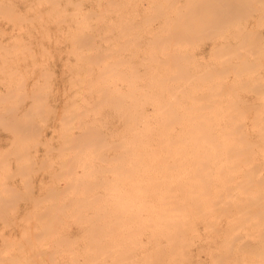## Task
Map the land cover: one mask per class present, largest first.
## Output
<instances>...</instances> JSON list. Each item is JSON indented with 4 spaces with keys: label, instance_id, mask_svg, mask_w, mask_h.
Returning <instances> with one entry per match:
<instances>
[{
    "label": "bare ground",
    "instance_id": "6f19581e",
    "mask_svg": "<svg viewBox=\"0 0 264 264\" xmlns=\"http://www.w3.org/2000/svg\"><path fill=\"white\" fill-rule=\"evenodd\" d=\"M0 1H1L0 3H2V0H0ZM29 1H31V0H29ZM46 1H47L48 5L50 2L53 6L50 5L52 8L48 7V9H46L47 14L45 13L46 14L45 18L48 17L50 19L51 17H59L60 16L61 19H57L59 21L62 20L60 22H63V20L66 21L67 19H70V18H71V20L68 22H74V24L72 26H71V24H70V26L68 25L70 27V29L68 30V33H70V35H67L64 32L67 36H70V38H71V42L73 44V47H72V44L70 46L73 48V52L72 51L71 52L74 53L75 59H76V64H77V66L75 65L76 66L75 67V72H76L75 76H72V77L74 79L75 78L77 79V84H76V82H75V84L78 85V87L81 86V87H83L82 89L90 90V92H88V93H90V95L92 97V98H90V96H87L89 98L86 97L87 100L90 99V103L92 104V107H91L92 116L88 115V114H90V109H89V111H87V109H86V108H88L87 106L85 107V109H82L81 108L82 106L80 107V105H79L81 102L74 101L75 98L73 101H71V106L73 105L72 106L73 108L74 107L76 108L77 103L79 105V106L77 105L79 107V108L77 107L78 109L74 108L75 111L73 108H71L70 105H68V107L70 106L69 107L71 109L70 111L74 112V113L71 112L72 113V119H74V121L76 123L74 125H71V126L69 125L70 123L68 124L69 126L66 125L68 123L67 118L71 119V115H68V117H66L67 122H66L65 126L63 127V128H65V131L63 132L62 131L63 128H62L61 132L60 133L58 132L59 137L61 136V134L63 132V136L60 138H62L64 142L62 141L61 144L57 145L58 147L60 146L62 149L59 150L60 147L55 148V146H54L55 149H58L60 151V152L58 151V153H61L60 156H62V154L66 151H68V152H70V150L73 151V153H71L70 155L67 154V152L64 153L66 155H69L68 156L69 158H67L63 164H60L58 162L60 164V166L63 165L64 168L61 166L63 168L61 171L57 169V171H60V172H58L57 175H61V172H62V174L64 172L65 175H67L66 181L68 183L65 182L67 184V185L65 184V188L68 187V189L65 190V188H63V189L57 188L58 190H61L62 192L64 190L65 191L62 193L61 191H58L57 189H55L56 192H54V186L56 185V183L53 181L55 183V185L53 186L52 184H50V185H52L51 187H53V190H49L50 192L51 191L52 192L50 193L47 190V194L44 193L45 197L47 199V198H50L52 196V193L56 194L58 192V194H60L59 197H56V196H58L57 194H56V196L54 195L55 198H53V196H52L53 201L55 202L56 198H57V200H58V198L62 199L61 202H58L59 201L58 200L57 201L58 203L57 202L50 203V204H53V209L51 208L52 211L53 210L56 211V209L58 208L62 213L64 212V214H61L64 218L62 217V219H59L60 221L58 220L57 224H55L52 221V223H54L55 226L57 225V227L52 226L50 224L51 221H49V224L47 222V220H49L52 217V215L55 214V217H56V215L59 214V213L56 214L55 212H54V214L51 213L52 211L50 210L49 203H48L47 205H45V207L47 206L46 208H48V209L47 210L44 209V211L41 210L42 214L43 213L45 214V215H43V219L45 218V216L47 217V219H46V221L44 219L45 223L43 222V224L41 226L43 230L39 228L40 229L39 231H41V234H43L45 232L48 235H50L49 234L50 231H53L55 229L54 230V233L56 232L55 236L52 232L53 236H51V237H55V239L52 241H54V244H56L57 248L60 247V248H58L59 249V251H58L59 255L58 256L60 257V255H61V257L59 259L60 260L62 259V261H60V262L57 260V263L58 264H238V258H237V254H238L237 241H238V237H239L238 236L239 234L237 231L238 213L236 214V211L238 212V210H237V205H238L237 202L238 201L236 202V200H238L237 198H239V195H238L239 193H237V189L239 190L240 184H238V187H237L236 182H238L237 179L239 176V174L237 173L239 160H241V165H239V166H241V169H242V186H241L242 192H241V190H240V192L243 194L248 192V189H249L248 186L249 185L252 186L254 184V183L250 184V183H252L251 180L254 177H256L254 175L260 173L259 172L260 169L258 171L259 173L258 172L254 173V171H256V166L254 164H251L252 163L251 159L253 157L252 156L253 155L252 150L255 152V154H256V151L253 149L254 141L252 142V139L248 140V139H250L249 135L251 134V132L253 130L250 131V133L247 135V133H248L247 129H249L250 126H252V125H250L249 127H248V125L246 126V123H244L245 121L244 122L241 121L243 118L240 120L238 118L239 115H237L238 117L235 116L236 115V109L239 108V105L237 102H240L239 99H240V96L242 94L239 93L240 94L238 96L239 98L236 95L238 93L231 94V96L236 95V97L238 98L239 101H235V100L233 101L232 100L229 102H225V100L231 99V96H230V98L227 97V99H225L223 97H226V94L224 92H226L227 87L229 89H232L231 91H228V92L233 93L234 90H238L240 88L243 89L246 86H248V88L251 89V87H253L254 82H253V80H251L252 83L249 81L251 83V85L249 87V85H247L248 81H246V80L243 81V77L240 75L241 73H245V75H246L247 71L249 69L247 70V68H246V72H245V70L243 71V68L242 69L240 68V70H242L241 72L236 70V69H239L238 67H243V64H247L248 60H244L246 58V56H245V53L243 51H240V52H243L241 54L242 57L238 56L239 58H241V60L239 62L237 61V66H238V63L241 66H238L237 68L234 67L236 65L235 64L236 61H234V63H233L231 61V59H229L231 56V55H229L231 50H232L231 53L236 52V51L238 52V50H240L239 48L241 46H239V47H237V46L241 45V44H239L240 41L242 43L244 42V41H242V39H240L239 42L236 39L237 40L236 42L238 45L234 42L230 43V45L228 44L229 42L224 43L225 45L227 43V45L229 47L231 46V44H233V45L236 44V46H233L232 48L231 47L229 48L228 46H226V52L228 53L229 58H227V54H225L226 56L224 59L226 61L230 60L233 65L230 63H229L230 65L228 64L229 66L226 65L224 67L225 70L223 69V71L227 70V72H223V73L221 72L222 70L220 71V69L223 68V66L220 67V69H219L216 66L214 67L213 66L214 63L212 64L210 61V63L212 64L213 67L212 68L208 67L204 71L201 70V73L198 72L199 73L198 74L197 69H198V67H200L198 65L202 66V63L197 65L196 63L191 62V60H193V61L195 60L194 58L196 57V53H194V54L189 53L188 54L187 49L191 50V48H189V46H188V43L190 41H192V42L195 41L194 43H197L196 40H198L200 37L204 38V41H202V42H205L206 41L205 39L209 38L211 35V34H209L210 30H211V33L213 34L212 36H214L213 31L214 32L216 31V30H214V28L216 26L217 27L219 26L218 24H216L217 22H219L220 26H222V25H224L230 21V23L227 24V26L228 25L233 26L232 22L234 21V23H236V20H234L235 18L240 21V19L242 17L244 18L246 16L245 17V20H246V18H248V15L251 14V12L256 13V11L259 9V7H260L261 11L263 12L262 14L264 15V0H262V1L259 0L260 3L262 2L261 5H259V7L255 6L257 3H259L258 0L255 1L256 2V4L254 3L255 5H252L253 3L251 4V1L253 2L254 0H92V2L95 3V6L93 5L92 8L90 6L92 11L89 8L90 9L89 12H88L89 9H87V12H82L81 11L82 7L80 8L79 6H81V5H79V4L83 3V2H78V0H77V2L76 1L75 2L79 6H76L77 4H75V2L74 3L72 2L75 5L74 9L72 10V12H68V13H66L67 8L65 9L64 7H58V5L60 6V4L63 3V2L61 3L60 0H59L60 4L57 3V2H59L58 0H46ZM65 1L66 0H64V2ZM11 2H13V0H11ZM17 2L18 1L15 2V5ZM31 2H33V1H31ZM38 2H40V1H38ZM38 2L37 3L35 2L34 6H36L38 4ZM68 2H69V4H72L71 0H67V3ZM3 4L5 5V3H3ZM6 4H9V2ZM12 4H11V6L8 5V7L11 8ZM28 4H29L28 6H31L30 2ZM56 4H58V5L56 6ZM2 5H1V7H2ZM13 6H14V4H13ZM16 6H14V7L16 8ZM67 6H68V4H67ZM86 6H85V8H86ZM253 6H255V7H253ZM8 7L6 10L4 9L5 12H2L4 10L0 9L1 10L0 12L3 13V15H4V19H5V17L9 16V14H8V16L6 14L7 10H8V13L14 11L13 10L14 7H13V9L11 8V10L8 9ZM38 9H40V8H38ZM260 9H259V11H260ZM34 10H36V9H34ZM68 10H70V9H68ZM250 10H252V11H250ZM246 12H247V14L249 12V14L247 15ZM14 13L17 15V19H21V20H23V19L26 20L27 18L29 19V17L23 18V16L21 17L20 15L18 17L17 11L16 12L14 11ZM14 13H12V15H15ZM29 13H30V11H29ZM260 13L261 12H259L258 14H259V16L261 15V17L257 16L258 17V18H256L257 21L254 19L255 15L252 14L251 17L254 16L253 19L255 20V22H258L259 19H261L264 22V19H263L264 17H262L263 15ZM12 15H10V16H12ZM36 15H38V14H36ZM15 16H12V18ZM42 16L43 15H41L40 17H42ZM40 17H38V18H40ZM7 19H11V18H7ZM14 19H16V17L13 18V20ZM30 19H31V16H30ZM49 19H48V21L52 20V19H50V20ZM13 20H11V21H13ZM48 21H46V22H48ZM239 21H237V24H236L237 26H238ZM247 21H248V19H247ZM247 21L244 23H247ZM15 22H16V20H15ZM154 22H159V24L155 25ZM176 22H178V23H176ZM204 22H205V24H204ZM206 22H208L209 24ZM242 23H243V21H242ZM262 24H260L258 22L257 25L258 26L260 25V27H261ZM213 25H214V28H213ZM50 26H51V24H50ZM68 26H67V29H68ZM207 26H209V27H207ZM225 26H224V28L229 30ZM239 26H241V25L239 24ZM243 26H245V25H243ZM250 26H248L249 29H247V27L245 29L247 36L250 32L252 33V34H250V39L252 38L251 35H253V37L255 38L253 40H256V41H258L259 39L262 40L261 38L264 39V37L261 35L259 37V33L262 35L264 34L262 31H261L262 33L261 32L257 33L256 31H254L255 29L254 30L251 29ZM204 27L205 28L207 27V29H206L207 33H206V31H205V33L209 35L208 37L204 36V31H203V29H205ZM29 28H30V26H29ZM36 28H37V26H36ZM38 28H39V26H38ZM53 28L55 29L56 27H53ZM212 28H213V30H212ZM220 28H221V30L224 29L223 26ZM239 28L237 30L238 34L236 31L232 30L233 35H235V33H236L235 37H237V35L239 36V34L241 35V33L243 31V29L239 30ZM63 29H64V27H63ZM219 29H217V30H219ZM49 30H50V27H49ZM49 30L47 29V31H49ZM64 30H66V27ZM221 30L219 31V34H221V32L224 31V30L223 31H221ZM47 31H45V32H47ZM54 31L52 33L56 35V32L54 33ZM208 31H209V33H208ZM239 31L241 33H239ZM248 31H250V32H248ZM228 32H230V31H228ZM253 32H255V34L257 33L258 35L257 36L254 35ZM47 33H50V32H47ZM57 33H58V30H57ZM64 33H63V35H64ZM215 34H216V32H215ZM231 34H229V35H231ZM244 34L245 33L243 32L241 36L242 37L245 36ZM46 35L49 36L50 34L49 35L46 34ZM55 35H53V36H55ZM63 35H61V37ZM57 36H58V34H57ZM57 36H55V37H57ZM195 36H199V38L197 37L196 40H193L195 38ZM225 37H228V36H225ZM223 38H224V36H223ZM51 39H53V38H51ZM57 39H59V37ZM214 39L215 38H213V40ZM250 39H249V37H246V40H249V41L248 42L245 41V43L247 42L246 45L244 44L245 48H247L246 47L247 45L250 46L251 42L253 41L252 39L250 41ZM210 40H212V39H210ZM224 40H225V38H224ZM39 41L41 44L45 43V40H44V42H41V40H39ZM65 41H66V39H65ZM200 41H201V39H200ZM47 42L45 44H43L46 47H48ZM214 42L215 41H213V43ZM259 42L257 43L256 46H258ZM52 43H54V42H52ZM200 43H199V45L202 44V43L201 44ZM222 43H223V41H222ZM252 43L256 44L254 42H252ZM263 43L261 44V47L259 44V49L260 48L263 49V47H262V46H264ZM199 45L196 44V46H199ZM218 45H220V47H222V48H220V50L218 49L219 47L217 45L215 47H213L214 50L211 47L212 45H210L213 53H215V51H216V54L215 55L213 54V55H214V57H216V56L218 57V55L220 56V58L222 56L224 57V55L218 54V52L219 51L222 53L225 52L223 50V46H225V45L220 44V43ZM192 46H193V44H192ZM194 46L192 48L196 47V46L195 47ZM256 46L251 45V47H248V48H250V50H251V48L256 49L257 48ZM235 47H237V48H235ZM244 47H241V48L243 49ZM196 48H198V47H196ZM201 48H203V46ZM59 49H61V48H59ZM64 49H66V48H64ZM221 49H222V51H221ZM233 49H234V51H233ZM259 49H256V50L258 51ZM62 50H61V52L63 54L64 53L63 51H65V50H63V51ZM70 50H72V49H70ZM250 50H247V51L249 53L250 52L252 53L253 50L252 51H250ZM46 51H47V48H46ZM50 51L48 53L53 55L52 53L54 51L53 52L52 51L50 52ZM125 51H127V54H125ZM195 51H193V49L191 50V52H195ZM259 51H260L259 52V54H260L264 50H259ZM71 52H68V53L71 54ZM205 52H207V51H205ZM240 52L235 53V55L236 56H237V54L240 55ZM256 52H253V53H256ZM68 53H66V54H68ZM263 53L264 52H262V54ZM257 54H258V52H257ZM262 54H260V55L264 59V57H263L264 54L263 55ZM48 55L49 54H47V57H48ZM202 55H204L203 52H202ZM209 55L210 54H208V56ZM260 55H259V58H261ZM204 57H206V56H204ZM204 57L202 56V58H204ZM232 57H234V56L232 55ZM256 57L258 58V56H256ZM58 58H59V56H58ZM248 58L249 57H247L246 59H248ZM257 58H255V56H254L255 60H257ZM51 59H53V58H51ZM208 59H209V57H208ZM210 59H212V57ZM57 60H59V59H57ZM69 60H70V58H69ZM243 60L246 62L244 63ZM255 60H254V62L249 61L253 65L252 67H254L257 64L258 60L256 62H255ZM47 61L49 63L48 59H47ZM241 62H243V64H241ZM261 62H263V61L261 60ZM261 62L258 63L259 65L254 67V68H252L250 66L251 64L249 63L250 65L248 64V66L251 67L250 72L254 73L255 71L253 69L256 70L257 67H259V66L261 67L263 65V64H261ZM72 63L75 64V62H71V64ZM225 63L226 62L223 61V64H225ZM63 64H62V66H63ZM67 64H66V66H67ZM74 64L70 65V63H69L68 65L73 67ZM207 65H209V64H207ZM231 65H232V67L235 68V69L232 68L234 70L233 71L234 74L236 75L235 71H237V74H238V72H240V74H238L237 76H240V78L242 77L241 82L242 83L245 82V83L242 86L240 84L237 89L232 87L231 85L235 86L234 83H236L238 80H240L238 78V80L236 81L235 80L236 77H235V79L232 78L235 76L233 74L234 76H232L230 78H231V80H233V81L235 80L236 82L230 81L233 84L232 83L230 84V82H229V84L225 83V81L227 80V79H225V77H226L225 76V77H223L225 79V81L223 83H225L226 85L223 84V86H221V88L219 89L217 86L218 82H216V79H218V78L220 79L221 74H223L222 76H224V74L228 75L227 73H230L231 69L229 68L230 69V72H229V69L227 67H230ZM120 66H123L125 68L124 73L119 74L118 68ZM203 66H205V65H203ZM67 69H69V68H67ZM56 70H54L53 72L55 73ZM72 70H73V68L71 69V72H72ZM122 70H123V68H122ZM261 70H262V67H261ZM49 71H50V74H49ZM49 71H48L49 75L46 74L47 75L46 77H49V79H51L52 77L50 78V75L52 76L53 74L51 73V70H49ZM62 71L69 72L70 70L68 71V70L63 69ZM62 71L60 69L61 73H63ZM258 71H260V70H258ZM258 71H257V73H259ZM260 73H261V71H260ZM70 74H72V73H70ZM231 74H232V72H231ZM55 75L56 74H54L53 77H55ZM248 75H250V76L252 75L251 76L252 79L254 78L253 75L255 76V74H251V73L250 74L248 73ZM260 75H262V74H260ZM222 76H221V78H222ZM250 76H247L248 80H249ZM259 76L254 78L255 83H257L258 85L256 84L257 85L256 86L254 84L256 86V88L253 87V90H251V91H254L256 89V92H258L257 90L261 89V88L264 90V88H263L264 85H263V87H261V85H260L263 82L262 80L264 78L262 76H260V78H259ZM223 78L221 79V81L223 80ZM227 78H228V76H227ZM258 78H259L258 81H260V79L263 78L260 81L261 83L260 82L258 83V81L256 80ZM119 79L122 80V84L124 85V87L126 89L125 91H122V90H120V88L117 87V83H118ZM46 80H47V78H46ZM60 80H62V79H60ZM49 81H47L48 86H49V84H51V83H49ZM71 81L73 84L74 83L73 80H71ZM221 81H219V83H221ZM206 82L209 83V84H207L208 85L207 89H206V84H205ZM227 82H228V80H227ZM63 83L64 82L62 81V85H63ZM72 84L70 83L69 85H72ZM227 84H228V86H227ZM259 85H260V88L257 89V87H259ZM48 86H46L43 90L46 91V88L47 89L49 88ZM72 87H73V85H72ZM120 87H121V85H120ZM50 88H51V85H50ZM69 88L70 87L66 88V90H69ZM41 89L42 88H40L39 91H41ZM121 89H122V87H121ZM262 89H261V91H262ZM246 90H247V87H246ZM248 90H247V92H248ZM48 91L46 92V94L48 93ZM73 91H75V89ZM237 92H241V91L238 90ZM43 93H45V92L43 91ZM77 93H78V91H77ZM261 93H263V91ZM41 94H42V91H41ZM41 94L37 95V96L43 97V99L47 100L46 97L48 94L47 95L43 94L42 96H41ZM50 94L51 93H49V95ZM53 94H55V93H53ZM67 94H68V92H67ZM56 95L57 94H55V97H58L59 94L57 96ZM84 95H85V93H84ZM37 96H36V98H38ZM251 96H253V95H251ZM51 97H52V95H51ZM72 97H74V96H71V98ZM86 98L85 99L81 98L80 101H82L83 99L86 100ZM223 99H225V100L223 101ZM245 99H247V100H243V101L245 103H247V101H249V99L248 98H245ZM241 100H242V97H241ZM64 101L65 100H63V102ZM48 102H45V103L43 102V103L46 104L45 106H47V105L49 106V109H47V111L48 110L50 111V109L53 106H55L56 103H54V105H52L53 103L51 102L50 103L52 106L51 107L48 104ZM54 102H56V100ZM65 102H67V101H65ZM261 102H263V100L260 101V105L261 104L263 105L264 102L263 103H261ZM254 104L255 103L250 102V104L247 103V106L246 105H244V106L245 107L249 106V109H252ZM39 105H41V104H39ZM65 105H66V103H65ZM255 105H257V106L256 107L254 106V111L256 109L255 112H257V113H255L253 111L254 113L252 114L253 115L252 118H257V119H254V121H257L261 115V113H260L261 111L259 112V110H260L259 109L260 106H258L259 103L258 104L256 103ZM31 106L33 107V106H35V104L31 105ZM41 106H42V108H47V107H44L43 104ZM250 106H252V107L250 108ZM60 107H59V109H61ZM65 107H67V106H65ZM69 108H66V110H63V111L67 112V109H69ZM6 109L7 108L4 109L5 110L4 112H6ZM29 109L31 112L32 108H29ZM33 109L35 110V108H33ZM240 109H243V107L242 108L240 107ZM13 110H14V108H13ZM17 110H18V108L16 109V111ZM34 110H32V111H34ZM43 110L45 111V109H42V111ZM84 110H86V111H84ZM49 111L47 113H49ZM63 111L61 112L62 113L61 115L63 117L61 116L58 119L64 120L63 118H65V115H64L65 113H63ZM70 111H69V113H70ZM251 111H250V113H251ZM28 112L26 111L25 113H28ZM51 112H52V109H51ZM56 112L57 111H55V113ZM86 112H88V114ZM237 112H238V114L246 113L244 111L243 112L240 111L239 109L237 110ZM258 112H259V117L256 116V114L258 115ZM25 113H24V115H26ZM47 113L44 112V113H41L40 115L44 116L46 119L47 115H45V114H47ZM112 113L114 115H116V117L119 118V120L123 124V131L120 134H118V132H119L120 128H122V126L118 128L119 129L118 132L115 131L116 129H113L117 133H114V131H111L112 129L109 130L110 125L108 127L106 126L107 124H111V123L106 124L105 121L108 120L109 118H112L109 116L114 117V115H112ZM2 114L3 113H1V115ZM31 114L33 115L32 112H31ZM58 115L60 116V114H58ZM33 116L36 117L34 119H37V117H38L37 115L35 116V113ZM89 116H91L92 118ZM27 117L28 116H26L25 119H27ZM31 117L32 116H29V118H31ZM44 117H43V119H44ZM103 117L106 118V119L104 118L105 121H103L104 120ZM246 117H248V116H246ZM246 117H244V118L246 119ZM263 117H264V115H263ZM49 118L51 119L54 117L50 116ZM21 119H23V121L25 120L22 117H21ZM21 119L18 121L19 122L22 121ZM34 119L32 117V120H30V121L33 122ZM40 119L42 120V118H40ZM50 119L48 121H50ZM58 119H56V120H58ZM119 120H117L118 123L120 122ZM262 120H264V118L261 120L259 119L258 121H262ZM27 121L30 122L28 119H27ZM53 121L51 124H53ZM72 121L73 120H71L70 122H72ZM19 122L16 123V125L14 123L15 127L13 125V127H10V129L15 128L14 131H16L17 129L20 130L22 128L21 126H23L25 124L24 123L20 124L21 122L20 123ZM24 122H26V121H24ZM42 122L45 123V121H42ZM55 123H56V121H55ZM252 123H253V120H252ZM63 124H64V122H63ZM112 124H113V122H112ZM42 125L44 126V124H42ZM42 125L41 126L39 125V127L42 128ZM61 125L62 124H60V128L58 129V127H57L56 130L58 129L60 131V129L62 127ZM45 126H46V123H45ZM51 126H53V125H51ZM112 126L114 127V125H112ZM254 127H253V129H254ZM256 127H262V125H259V126L257 125ZM35 128H37V127H35ZM45 128L46 127H43L44 131H46ZM49 128H55V127H50V125H49ZM106 128H107V131H106ZM43 129H42V131H43ZM256 129H258V128H256ZM259 129L258 130L261 131V128H259ZM108 130H109V133L111 131L110 134L108 133ZM42 131L40 130L37 133L42 134L41 133ZM52 131H51V133H52ZM262 131L259 132V134L262 133L261 136L263 135ZM16 134H15V136L18 137V133H16ZM40 134L35 133L32 135L33 136L34 135L39 136ZM32 135H31L30 141L33 140ZM44 135H46V134H44ZM52 137H54V136H52ZM247 137H248V139H247ZM28 138L29 137H26V139H28ZM42 138H45V137L43 136ZM34 140L36 143L32 141L31 144L32 143H35V144H32V146L30 145L31 146L30 148H32L33 145L34 146L37 145V142H39V143L41 142V140L39 139L40 140L39 141L36 137ZM50 140H52V138ZM261 141L264 144V140H261ZM27 142L29 143V141H26V143ZM45 142H46V140L43 141V144ZM22 143L23 142L15 143L14 147H15V145L16 146L20 145L19 146V148H20ZM55 143H57V142H55ZM29 144H27V145H29ZM48 144H49V142L46 143V145H48ZM259 144H260V142H259ZM24 145H26V144H24ZM27 145H26V147H27ZM41 145H42V143H41ZM257 145H258V142H257ZM48 146L53 147L52 145H48ZM26 147L22 145V148H24V150H22V151L25 154H23V152L20 151L21 148L19 149L17 147L19 149L18 153H22V155H24L25 157L30 156V155H28V153L30 152V148L28 146L29 151L26 153L25 151L28 150V148L25 150ZM257 147H259L260 149L262 148V149L260 150ZM256 148H257V150L264 152L263 147L256 146ZM47 149H48V147H47ZM51 149L52 148L45 150L46 154H47V151H49L50 154L52 155ZM13 150H12V152H13ZM110 150L113 151L112 155H108V151H110ZM5 151H7V150H5ZM5 151H3V152H5ZM3 152H1V154ZM16 152L17 151H15V153H13V154H16L17 155L16 158H18L19 155ZM49 152H48V154H49ZM263 152H261L262 154H259V155H264ZM6 153L10 154L9 151ZM7 154L1 155L4 157V159L1 157L0 160L8 161L7 160L8 159ZM26 154H27V156H26ZM30 154L34 155V153H30ZM37 154H39V152H37ZM53 154H56V153H53ZM239 154H241V159H239ZM22 155H21V158H22ZM49 155H48V157L50 158ZM56 155L54 157H56ZM11 156L10 157L8 156V157L11 158ZM39 156L37 155L38 158H39ZM43 156L45 157L44 160H43ZM57 156L59 157V154ZM5 157L7 159H5ZM30 157H32V156H30ZM40 157H42V158H40L42 160L39 159L40 162L42 161L41 163H39V165L41 166L42 163H44L46 161L47 156L42 155ZM52 157L53 156H51V158ZM253 158L255 160V156ZM25 159H27V158H25ZM48 159H47V161H48ZM54 159H56V158H54ZM20 160L18 159L19 166L21 164ZM27 160H25V161H27ZM30 160L32 161L33 158H31ZM9 161H11V160L9 159ZM31 161H28V162L31 163V164L30 163L29 164L32 168V166H33L32 163L34 164L36 161L35 160H34V162L33 161L31 162ZM50 161H51V159H49L48 164L49 165H50V163L53 164L54 161H51V162ZM13 162H14V166H15L14 168H16L18 165L15 164L16 161H13ZM26 163L27 162L23 161L21 166L23 167V165ZM46 163L47 162H45V164ZM2 164H4V163L2 162ZM5 164H6V162H5ZM9 164L10 163L8 162L7 165H5V166L8 168V166L10 167ZM29 164L27 163L26 165H29ZM26 165H24L25 167L23 168L26 170L25 171L23 170V171L26 173H27V171L29 173H31L32 170H30V166H28V168H27ZM5 166L0 165V167H2L3 170H4V168L6 169ZM19 166H18V169L19 168L22 169L21 166L20 167ZM42 167H41L42 170H44V165ZM54 167L56 169L57 166L55 165ZM54 167H53V169H54ZM254 167H255V169H254ZM2 168H0V169L2 170ZM34 168H36V167L34 166ZM37 168H36V170H37ZM77 168H81V170L79 169L80 172ZM18 169L17 168H16V170L13 169L14 173H12V174H10L11 171L9 172L8 169H6L8 171L7 174H3V173H5V171H2L3 173H0V175H2V174L7 175L6 179L10 178L12 175L13 176L16 174L19 175L20 174L19 172H21L22 170L18 171ZM46 169L49 170V168H46ZM53 169H51V170H53ZM241 169L239 168V170H241ZM10 170H11V167H10ZM23 171H22V173H23ZM49 171H48V173H49ZM53 171H55V170H53ZM8 173H9L10 177H8ZM55 173H56V171H55ZM55 173H54V175H56ZM49 174H51V173H49ZM35 175L36 174H34L33 176H35ZM20 176H21V174H20ZM27 176H28L27 178H29L32 175L28 174ZM43 176L44 175L42 173V177H40V178L43 179ZM47 177L48 176H46V178ZM51 177H54V176L51 175ZM262 177H264L263 173L260 174L259 182H260V178L262 179V181L264 180V178H262ZM23 178H24V176H23ZM6 179L3 178L2 179L3 182L0 181V183L4 184ZM13 179H15V177H13ZM52 179L54 180V178H52ZM18 180H19V177H18ZM21 180H22L21 182L23 183L22 185L24 186L23 181H25L26 179L25 178L22 179V177H21ZM28 180L31 181V179H28ZM12 181H14V180H11V184H12ZM34 181L36 184V180H34ZM38 181H40V180H38ZM41 181L43 182L44 179ZM47 181H48L47 184H49V182L51 180L50 181L47 180ZM263 182L261 183L262 186H264ZM6 183H7V186L10 188V187L16 186L17 182L16 183L13 182V183H15V185L12 184L13 186H11V185L9 186L8 182H6ZM26 183H28V182H26ZM28 184L25 185L26 188L30 187V185L32 186L33 182L28 183ZM41 184H43V183H41ZM45 184L46 183L44 181V185ZM22 185L19 184V186H22ZM3 186H0V187L3 188ZM19 186L17 185V187H19ZM17 187H15V188H17ZM41 187H44V186H40V188ZM45 187H46V185H45ZM4 188H6V187H4ZM26 188H24V190L22 188V191L20 190L21 192L24 191L23 193H21V194H23L22 196H20V193H19L20 191L18 189H17L18 191L16 190V192H14V193H12L13 191L11 192V190H10V192L8 194H10L12 197H13L12 194H15L18 196L19 199L24 197V193L30 194V195L33 194V192H31V190L33 191V188L32 189L27 188L28 189L27 191H30V193H27V191L25 192ZM36 188H37V186H36ZM3 189H1V190H3ZM11 189H13V188H11ZM20 189H21V187H20ZM7 191H8V188H7ZM7 191H6V195H7ZM252 191L249 190V192H251V194H253ZM39 192H40V190H39ZM43 192H46V191H43ZM49 193L51 194V196ZM39 194H38V192L36 195L34 193V196H37L35 198L38 199L39 196L41 197V199L39 198V201H37V202L41 203V202H43L42 200H44V203H45L46 199H43L45 197L41 196L43 193H41V195H39ZM61 195H62V197H60ZM236 195H238V196L235 200ZM262 195H260V197H259L260 199H261ZM2 196H3V193L0 197V201L4 197V196L3 197ZM31 196H33V195H31ZM48 196H50V197H48ZM246 196H249V194L248 195L246 194ZM26 197H28V196H26ZM26 197L24 199H26ZM5 198L6 197H4L3 199H5ZM18 198H16V199L19 201ZM259 198L256 199V197H255V199H254L253 197H248V199H249L248 200L246 197V199L251 202V205L252 204L254 205V203L257 201L258 202L262 201L264 196L262 197L261 200ZM30 199H31V197H30ZM13 200H14V198H13ZM48 200H50V199H48ZM242 200H243V198H242ZM3 201L4 202L6 201V203H7V198H6V200H3ZM10 201H11V199H10ZM18 201L15 200L16 204ZM21 201H22V199H21ZM253 201H254V203H253ZM37 202L35 201L34 205ZM245 202H246V200H245ZM245 202H244V204H242L243 206L241 207L242 222H243V224L248 223L245 225L249 226V223L251 222L252 217L254 220V217H255V216H253L254 214L256 216H259V217L262 216L263 217V213H262V215H260V214L258 215L257 212H254L256 210V209H254L256 207V204L253 208L254 210H252L251 207H250L251 209L247 207V205H246L247 202L246 203ZM13 203H14V201L12 202V205H13ZM39 203H37V204H39ZM261 203L263 206H261V204L258 203L259 208H261V210L257 207L259 209L257 211L264 212V210H263L264 209L263 208L264 207V204H263L264 201H262ZM54 204H56L55 205L56 207H54ZM247 204H249V203H247ZM8 205L12 206L11 204H8ZM8 205H6V206H8ZM253 205H252V207H253ZM10 206H9V208H11ZM13 206H15V208H17L16 205H13ZM31 207H33V205L28 207V209L30 208L29 212H28V209L25 207L26 208L25 210H27V213H30V215H31V211H32V214L34 213L33 216L38 214L37 212H39L40 210L38 208H36L38 210L35 209L36 211L33 208L31 210ZM36 207H37V205H36ZM4 208L6 209V213L10 210V209L8 210V208H6V207H4ZM0 209H1V207H0ZM19 209H20V205H19ZM11 210H13L14 212L10 213V215L13 214V217H14V213L18 212V211H15L14 208H12ZM33 210H34V212H33ZM45 210L51 211V212L48 211V213L50 214V218H49V215L48 216L46 215ZM23 211H24V209H23ZM1 212H3V216H0V217L6 218L5 217L6 214L4 215L5 210L3 211L1 209ZM19 212H21V211L19 210ZM27 213H26V215H27ZM0 215H2V214H0ZM26 215H22V216L19 215V217L25 216L23 218V219H25V221H27L26 217H27V219L32 218V216L30 217L29 214H28L29 218ZM39 215L40 214L35 216L36 218L33 217L32 219H37L36 221H38V219L42 218V216H41V218H39ZM7 216H9V214H7ZM4 218H2L3 221L5 220ZM10 219H12L11 216H10ZM7 220H5V221L7 222ZM30 220H28V221H30ZM50 220H52V219H50ZM224 220L226 221L225 224H223ZM253 220H252V222H253ZM16 221L17 220L15 218L13 220V223L15 222L17 224ZM34 221L35 220H33V223H31V224L37 223ZM46 222L49 226L46 224ZM39 223H41V221ZM26 224H27V222H26ZM29 224H30V222H29ZM29 224L27 226L28 228L30 227ZM35 224H34V227L36 226L35 228H37L38 225L37 224L35 225ZM72 224H75L78 227L77 231H79V233L77 234L76 237L73 235L71 237L70 236L71 234L68 232V230H69V228H71L70 226ZM5 225H6V223H5ZM21 225H24V224L22 223ZM58 225H59V227H58ZM201 225H203V231L204 232H201V228H200ZM245 225L242 228H246ZM253 225H254V223L251 226H253ZM9 226H11V224ZM251 226H250V232H253V231H251ZM27 227L24 226V228H26L27 230L22 229V231L23 232L29 231V235H30V229L33 226H31V228H29V230ZM261 227H264V226L262 225ZM60 228H61V230H59ZM32 229H34V228H32ZM32 229H31V231H32ZM20 230H18V231H20ZM44 230H46V231H44ZM262 230H264V229H262ZM22 231H20L19 236L17 235V237H20V238L16 239V243L21 238H22V243H23V238L24 239L28 238V240H29L30 239L29 237H33L32 235L27 237L28 234L25 233L26 234V238H25L24 235L22 236V233H21ZM247 231H249V230H246V232ZM4 232H5V230H4ZM34 232L32 234H34L35 236H38V239L41 238V239H39L40 241L41 240L44 241L43 240L45 237L44 234H43V237H42V235L39 237L38 232H36V231H34ZM244 232H245V230H244ZM250 232H248L249 234L246 233L247 237L245 236V238H244V240L246 242L251 240V239H247L249 237L248 235H250ZM260 232L262 233L261 230H260ZM68 233L70 235H68ZM2 234H0V235H2ZM20 234H21V236H20ZM35 236H34V238H31L32 240H31V242L29 241L30 243L28 244V246L30 244L32 245L33 243L35 244V241L38 240ZM4 237H6V235L3 236V238ZM11 237H10V239L7 237L8 239L5 238L4 240L12 243V241H10V240L11 239L15 240L14 239L15 236L13 238H11ZM251 237L252 236H250V238ZM35 238H36V240L34 241L33 239H35ZM48 238L50 239V237H48ZM261 238H263V239H261L262 240L261 243L264 246V234ZM39 240L37 242H39ZM245 241L243 243H245ZM41 242H39V243H41ZM80 242H81V245L79 244ZM10 243H8V244L10 245ZM26 243H24V244L27 246ZM47 243H45V244L49 245V246H46V247L52 248V246H50V244H47ZM8 244H7L6 248L8 247ZM52 244L53 243H51V245ZM248 245H249V243H248ZM248 245L243 244V249H245V250L247 249V250L245 252V255H244L245 250L243 251V255L245 257H243V259L241 261V262H243L242 264H246L248 262L247 261L248 259H249L250 263L252 260L254 261V256H253L252 260H250V258L252 257L251 251L254 250L256 247L255 246L253 247V245H254L253 243L251 246V247H253V249L251 247H249ZM19 246H20V244H19ZM30 246H29V248H30ZM263 246L261 247L259 244L258 248L261 247L263 249ZM23 247L24 246L21 245V248H23ZM32 247H34V245H32ZM36 247H38V245ZM39 247H41V245ZM53 247H54V249L56 248L55 246H53ZM21 248L18 247L16 249L20 250ZM47 248H45L46 251H45V249L43 250L45 253L47 252ZM3 249H4V245L2 247V250ZM32 249H34V248H32ZM248 249L250 250V253H251L250 258H248L249 256L247 255V252L249 253ZM4 250H6V249H4ZM34 250H36V249H34ZM34 250H32V252H35V254H36L35 257L38 255V252L40 251L39 256H38L39 258L38 257H37L38 259L36 258L39 261L40 258L42 257V256H40V253L42 250H41V248H40V250L38 249L39 251H34ZM195 250H197L196 254L194 253ZM29 251H31V248ZM18 252L20 253V251H18ZM32 252H30V253H32ZM55 252H56V249L54 250L53 254H51V252H50L49 253L50 257H49V254L47 253L48 254L47 258H51V255H52V258H54L55 255L57 254V253L55 254ZM6 253H8V251ZM250 253H249V255H250ZM22 254L23 253H20L21 256H22ZM202 254L204 256V260L201 258ZM7 255H9V254H7ZM33 255H34V253L30 255L31 257L28 255L27 256L30 258H34ZM16 256L19 257V255H17V254H16ZM24 257H22V258H24ZM8 258H9L10 263H11V261H12L11 258H13V257H11V258L8 257ZM14 258H13V260H14ZM55 258L57 259V255ZM36 259L34 258V260H36ZM51 259H49V262L51 261V263H48V262H46V263L52 264L53 263L52 261H56L55 259H52V260ZM0 260H1V257H0ZM2 260H3V257H2ZM2 260H1V262L3 263L5 259L3 261ZM20 260L22 261V259H19V261ZM27 260L25 259L26 262H27ZM34 260H33V264H34ZM245 260L247 262H245ZM19 261H17L16 263H18ZM30 261H31V259H30ZM42 261L44 262V259ZM42 261H41V263L38 262L37 264H39V263L42 264L43 263ZM20 262H19V264H20ZM4 263L6 264V260ZM254 263H255V261H254ZM26 264H28V263H26ZM258 264H264V263L259 262Z\"/></svg>",
    "mask_w": 264,
    "mask_h": 264
},
{
    "label": "rangeland",
    "instance_id": "374dc122",
    "mask_svg": "<svg viewBox=\"0 0 264 264\" xmlns=\"http://www.w3.org/2000/svg\"><path fill=\"white\" fill-rule=\"evenodd\" d=\"M16 1H18L17 3H16V5L18 6H16L15 5V2ZM31 1H33V2H31ZM31 1H29V0H13V2H11V0H2V3H0V9L1 10H6L7 9V7H8V5H10L11 6V4L13 3L14 4V6H16V8L13 6V4H12V9H13V7H14V11L16 12L17 11V14H18V17H19V15L22 17L23 16V18H27V17H29V19H30V16H31V19L29 20L28 18L26 19V20H24L23 18V20H21V19H17V15L14 13V11L13 12H10V13H8V10H7V12H6V14H7V16H8V14H9V16L8 17H5V19H4V15H3V13H1L0 14V112L1 113H3L2 115H1V113H0V154H1V152H3V151H5V150H7V151H5V152H3L1 155H3V154H7L6 152H10V154H7V158L5 157V159H7L8 161H4V160H0L1 162H0V165H7V163L9 162L10 164V167H11V170H10V167L8 166V168L6 167V169H8V171L10 172V174H12V173H14L13 172V169H15L16 170V168L18 169V166H19V161H18V159L20 160V166L22 165V162L24 161V162H27L28 164L30 163V162H28V161H31L30 159L31 158H33V162H34V160L36 161L34 164L32 163V168H31V166H30V164L29 165H26V164H24V165H26V167L28 168V166H30V170H32L31 171V173H29L28 171H27V173L26 172H24L26 169H23L25 166L23 165V167L21 166V168L22 169H18V171H23V173H22V171L21 172H19L20 174H21V176H20V174L19 175H12L11 177L9 176V173H8V177H10V178H7L6 179V177H7V175H3V174H7V170L4 168V170H3V168L2 167H0V168H2V170L0 169V173H3L2 171H5V173H3L2 175H0L1 177H0V181L1 182H3V178L4 179H6V181H5V183L2 185L1 183H0V186H3V188L4 187H6V188H2V187H0V190L1 189H3V190H1L0 192V194L2 195V193H3V196L4 197H6L7 198V203L8 204H11L12 205V202L14 201V203H13V205H16V207L17 208H15V206H10V205H8L7 203H6V201L4 202L3 200H6V198L5 199H1V201H0V207H1V209L4 211L5 210V213H4V215L6 214V218H4V217H0V234H2L3 236H5L6 235V237H4L3 238V236L2 235H0V249L2 250V247H3V245H4V249H6V250H0V252L2 253H0V257H1V260H2V257H3V260L5 259L6 260V264H19V262L21 261H19V259H22V261L20 262V264H26V263H28V264H33V260H34V258L36 259L38 256H39V250H40V248H41V250L43 251L45 248H47L46 246H49V245H46L45 243H47V244H50V246H52V248H47V252L45 253L44 251L42 252L41 251V253H40V256H42L41 258H40V260L43 258L44 259V264H48V263H51V261L49 262V259H51L52 258V255H51V258H47L48 257V254L51 252V254H53L54 253V250L56 249V252H55V254L57 255V259L55 258L56 257V255H55V257L54 258H52V259H55L56 261H52L53 263L52 264H58L57 263V260L60 262V261H62V259L60 260L59 258L61 257V255H60V257L58 256L59 255V253H58V251H59V249L58 248H60V247H56V244H54V241H52V240H54L55 239V237H51V236H53V234H54V236H55V233H54V230L53 231H50L49 232V234L50 235H48L47 233H43L44 234V241H40L39 239H41V238H39L38 239V236H35L34 234H32L34 231H36V232H38L40 229H42V224H43V222L45 223V221H46V219H47V217L45 216V221H44V219H43V215H45L44 213L42 214V211H44V209H48V208H46L45 207V205H47L48 203H49V208H50V210H51V208L53 209V204H50V203H55V202H57L58 200V202H61L62 201V199L60 198H58V200H57V198H56V201L54 202L53 201V199H52V196H53V198H55V196H56V194L58 195V196H56V197H59V195L60 194H58V192L55 194V193H52V196H51V192L49 191V190H53V187H51L52 185L54 186L55 185V183H56V187L54 186V192H56V190L55 189H63V188H65V182H67L66 181V177H67V175H65V173L63 172V174L65 175H63L62 174V172H61V175H57L58 174V172H60L64 167H63V165H61L60 166V164H63L64 162H65V160L67 159V158H69L68 156L71 154V153H73V151L72 150H70V152H68V151H66L67 152V154H69V155H66V154H64V153H66V152H64L63 154L65 155H63L62 154V156H60L61 155V153H58V151L60 150V149H62L60 146V148L57 146V145H59V144H61L62 143V141H63V139L62 138H60V137H62L63 136V132L65 131V128H63L64 126H65V124H66V122H67V119H68V123L66 124V125H68L69 123V125L71 126V125H74L76 122L74 121V119H72V113H74L73 111H70L71 109L69 108L70 106H71V101H73L74 100V98H75V100L74 101H77V102H81L79 105H80V107L82 108V109H85V107L87 106L88 108H86L87 109V111H89V109H90V114H88V112H86L88 115H91L92 116V109H91V107H92V104L90 103V99H88L87 100V98H89V97H87V96H90V98H92L91 97V95H90V93H88V92H90V90H85V89H82L83 87H78V85H76L77 84V79L75 80L72 76H75V67L77 66V64H76V59H75V55H74V53H72L73 52V44H72V42H71V38H70V36H67V35H70V33H68V30L70 29V24H71V26L74 24V22H68V21H70L71 20V18L70 19H67L66 21L69 23H67L65 20H63V22H60V21H62V20H57V19H61V17L59 16V17H51L50 19H52V20H50L48 17L47 18H45L46 17V14H47V12H46V9H48V7L49 8H52L50 5H52L50 2H49V5H48V3H47V1L46 0H38V1H40V2H38L37 0H31ZM37 3L38 2V4L36 5V6H34V3L35 2ZM59 1V0H58ZM60 1H61V3L63 4H60ZM59 2H57L58 4H60V6L58 5V4H56V6L58 5V7H64L66 10H67V12L66 13H68V12H72V10L74 9V2L76 1L77 2V0H71V3L72 4H69V2L67 3V0L64 2V0L62 1V0H60ZM256 0H254L253 2L251 1V4L252 5H255L256 4V2H255ZM260 1H262V0H260ZM1 2V1H0ZM9 2V4H6V3H8ZM31 3L30 5L31 6H28L29 4L28 3ZM75 2V4H77ZM78 2H83V3H80L79 5H81V6H79L78 4L76 5V6H79L80 8L82 7V9H81V11L82 12H87V9H89L90 8V6H91V8L93 7V5L95 6V3H93L92 2V0H78ZM258 2H259V0H258ZM3 3H5V5L3 4ZM66 3V4H65ZM255 3V4H254ZM260 3V2H259ZM259 3H257L255 6H258L259 7V5H261V3L259 4ZM4 6H3V5ZM67 4H68V6H67ZM83 4V5H82ZM1 5H2V7H1ZM43 5V6H42ZM62 5V6H61ZM88 7H87V6ZM6 6V7H5ZM53 6V5H52ZM85 6H86V8H85ZM255 6H253V7H255ZM5 7V8H4ZM20 7V8H19ZM28 7V8H27ZM33 7V8H32ZM11 8H9L8 7V9H10L11 10ZM22 8V9H21ZM38 8H40V9H38ZM90 8V9H91ZM34 9H36V10H34ZM68 9H70V10H68ZM90 9L88 10V12L90 11ZM259 9H260V7H259ZM259 9L256 11V13L255 12H251V14H249V12H248V14H247V12H246V14L248 15V18H246V20H245V17L243 18H241L240 19V21L238 20V19H234V20H236V23H234V21L232 22L233 23V26L232 25H228L227 26V24H229L230 23V21L229 22H225L226 24H224V25H222L223 26V28H224V26L226 27V28H228L229 30H227V29H223V30H221V28L220 27H222V26H220V23L219 22H217L216 24H218L219 26L217 27H215L214 28V25H213V28H214V30H216L215 32H216V34H215V32L213 31V33H214V36H212L213 34L211 33V30H210V33H209V31H208V33L209 34H211L210 35V37L209 38H207V39H205L206 41L205 42H202V41H204V38H199V36H195V38L193 39V40H196V38L198 37L199 39L198 40H196V42L197 43H194L195 41H190L189 43H188V46H189V48H191V50L193 49V51H195V52H191V50H189V49H187V51H188V54L189 53H191V54H194V53H196V57L194 58L195 60L193 61V60H191V62H194V63H196L197 65L198 64H201L202 63V66L201 65H198V66H200V67H198V69H197V73L199 72V73H201V70L202 71H204L206 68H212L213 66L215 67H217V68H219L220 69V67H222L223 66V68H221L220 69V71L223 73V72H227V70L226 71H223V69H224V67L227 65V66H229L230 64H232L231 63V61L234 63V61H236L235 62V66L234 67H238V66H241L239 63H238V66H237V61L239 62L240 60H241V58H239L238 56H240V57H242V53L244 52L245 53V56H246V58L247 57H249L248 59H244V60H248L247 61V64H243V62L245 63L246 61H244L243 60V62H241V64H243V67H238L239 69H236V70H238V71H242V70H240V68L242 69L243 68V71L245 70V72H246V68H247V70L249 71H247V74L245 75V73H241L240 74V72H238V74H240L242 77H243V81H248V84L247 85H249V87H250V85H251V83H252V81L251 80H253V82H254V84L256 85L257 83H255V77H257V76H259L260 74H262V75H260V76H262L263 78H264V59L262 58V56L260 55V54H262V52H264V51H262L260 54H259V50H264V46H262L263 47V49H259V44H260V47H261V44L264 42V39L263 38H261L262 40H258V41H256V40H253V39H255L254 37H253V35H251L252 36V42H254V43H256V44H253L252 42H251V44H250V46L249 45H247L246 47L248 48V47H251V45H257V43L259 42V44H258V46H256L257 48L256 49H259L258 51L254 48V49H252L251 48V50H250V48H245L244 47V44L246 45V43L249 41V40H246V37H249V39H250V34H252L250 31H248V32H250L249 34H248V36H247V34H246V32H245V29H246V27H247V29H249L248 28V26H250V28L251 29H255L254 31H256L257 33L258 32H263L264 33V22L261 20V19H259V23L260 24H262V28L260 27V25L258 26L257 24H258V22H255V20H256V18H258L257 16H259V12H261L260 14H262L263 12L261 11V9H260V11H259ZM0 10V11H1ZM5 10L4 11H2V12H5ZM9 10V11H10ZM256 10V9H255ZM29 11H30V13H29ZM91 11H92V9H91ZM250 11H252V10H250ZM254 11V10H253ZM36 14H38V15H36ZM43 12V13H42ZM12 13H14L15 15H12ZM23 13V14H22ZM46 13V14H45ZM252 14H254L255 15V17H254V19H253V17H251L252 16ZM10 15H12V16H15L16 17V19H14L13 20V18H15V17H13L12 18V16H10ZM41 15H43L42 17H40ZM263 15V14H262ZM20 17V18H21ZM38 17H40V18H38ZM250 17V18H249ZM259 17H261V15L259 16ZM262 17H264V15L262 16ZM7 18H11V19H7ZM36 18V19H35ZM43 18V19H42ZM57 20H55V19ZM46 19V20H45ZM48 19L50 20V21H48ZM247 19H248V21H247ZM264 19V18H263ZM11 20H13V21H11ZM15 20H16V22H15ZM19 20V21H18ZM33 21V22H32ZM46 21H48V22H46ZM59 21V22H58ZM237 21H239V23H238V26H239V24L241 25V26H237L236 24H237ZM242 21H243V23H242ZM247 21V23H244V22H246ZM257 21V20H256ZM262 23H261V22ZM58 22V23H57ZM243 24V25H245V26H243L241 23ZM249 22V23H248ZM42 23V24H41ZM47 23V24H46ZM155 23V25H157V24H159V22H154ZM176 23H178V22H176ZM181 23V22H180ZM206 23H208V22H206ZM213 23V22H212ZM39 24V25H38ZM46 24V25H45ZM50 24H51V26H50ZM53 24V25H52ZM60 24V25H59ZM204 24H205V22H204ZM209 24V23H208ZM247 24V25H246ZM250 24V25H249ZM46 27H45V26ZM69 25V26H68ZM235 25V26H234ZM29 26H30V28H29ZM36 26H37V28H36ZM38 26H39V28H38ZM56 27L55 29L53 28V27ZM64 27V29H65V27H66V30H64L63 29V27ZM67 26H68V29H67ZM206 26V25H205ZM210 26V25H209ZM209 26H207V27H209ZM212 26V25H211ZM232 26V27H231ZM49 27H50V30H49ZM52 27V28H51ZM207 27L205 28V29H203V31H204V36H209L208 34H206L207 33ZM213 28H212V30H213ZM220 28V29H219ZM238 28H239V30H241V29H243V31H242V33L244 32L245 34V36H241L242 35V33L239 31V33H241V35L239 34V36L237 35V37H235V35H236V33L234 32V31H236L237 32V30H238ZM47 29L49 30V31H47ZM52 29V30H51ZM55 31H54V30ZM211 29V28H210ZM217 29H219V30H217ZM250 29V30H251ZM57 30H58V33H57ZM209 30V29H208ZM223 31V32H221V34H219V31ZM232 30H234L233 32L235 33V35H233V33H232ZM258 30V31H257ZM40 31V32H39ZM43 31V32H42ZM45 31H47V32H50V33H47V32H45ZM54 31V33L56 32V35L55 34H53L52 32ZM205 31H206V33H205ZM228 31H230V32H228ZM252 31V30H251ZM64 33V35H63V33ZM261 32V33H262ZM43 33V34H42ZM45 33V34H44ZM52 33V34H51ZM232 33V34H231ZM254 33V35H258L257 33L255 34V32H253ZM42 34V35H41ZM46 34H50L49 36H47ZM57 34H58V36H57ZM60 34V35H59ZM206 34V35H205ZM224 34V35H223ZM229 34H231V35H229ZM237 34H238V32H237ZM53 35H55V36H57V37H55V36H53ZM61 35H63L62 37H61ZM66 35V36H65ZM220 35V36H219ZM260 35L261 36H263L264 37V34L262 35V34H260L259 33V37H260ZM39 36V37H38ZM53 36V37H52ZM65 36V37H64ZM202 36V35H201ZM223 36H224V38H225V40H224V38H223ZM225 36H228V37H225ZM44 37V38H43ZM53 38V39H51V38ZM55 37V38H54ZM59 37V39H57ZM218 37V38H217ZM240 37V38H239ZM245 37V38H244ZM50 38V39H49ZM64 38V39H63ZM213 38H215L214 40H213ZM227 38V39H226ZM41 40V42H44V40H45V43L47 42V44H48V47H46L45 45H43V44H45V43H43V44H41L40 43V41L39 40ZM65 39H66V41H65ZM200 39H201V41H200ZM210 39H212V40H210ZM238 40V42L240 41V39H242V41H244L243 43L240 41L239 42V44H241V45H238L237 44V40ZM248 39V38H247ZM251 39H250V41H251ZM43 40V41H42ZM53 40V41H52ZM58 40V41H57ZM221 40V41H220ZM230 40V41H229ZM62 41V42H61ZM69 41V42H68ZM213 41H215L214 43H213ZM222 41H223V43H222ZM245 41H247L246 43H245ZM52 42H54V43H52ZM61 42V43H60ZM192 42V43H191ZM202 44H201V43ZM225 42H229L228 44L230 45V43H236L238 46L237 47H239V46H241V47H244L243 49L240 47L239 49L240 50H238V52L236 51V52H233V53H231V51H230V54L229 55H231L230 56V58L228 57V53L226 52V46H228L227 45V43H226V45L224 44ZM262 42V43H261ZM199 43L201 44V45H199ZM223 44V45H225V46H223V50L226 52H220L219 50H220V48H222V47H220V45H218V44ZM46 44V45H47ZM70 44V45H69ZM71 44H72V47H70L71 46ZM192 44H193V46L195 45L196 46V44L197 45H199V46H196V47H198V48H196L195 46V48H192L193 46H192ZM215 44V45H214ZM236 44L235 45H233V44H231V48L233 47V46H236ZM264 44V43H263ZM43 45V46H42ZM51 45V46H50ZM67 45V46H66ZM210 45H212L211 47H212V49H213V47H215L216 45L219 47L218 49V51L220 52H218V54H221V55H224V57L222 56L221 58H220V56L218 55V57L216 56V57H214V55L216 54V51H215V53H213V51H212V49H211V47H210ZM214 45V46H213ZM44 48H42V47ZM65 46V47H64ZM192 46V47H191ZM203 46V48H201ZM47 48V51H46V48ZM52 47V48H51ZM58 47V48H57ZM229 47V46H228ZM227 47V48H228ZM229 47V48H230ZM237 47H235V48H237ZM56 48V49H55ZM59 48H61V49H59ZM64 48H66V49H64ZM225 48V49H224ZM42 49V50H41ZM52 49V50H51ZM55 49V50H54ZM65 50V51H63V50ZM70 49H72V50H70ZM195 49V50H194ZM200 49V50H199ZM54 51L52 54L53 55H51L50 53H48L49 51ZM60 50V51H59ZM61 50L64 52L63 54H62V52H61ZM69 50V51H68ZM214 50V49H213ZM217 50V49H216ZM247 50H250V51H252V53L250 52H248ZM50 51V52H51ZM67 51V52H66ZM72 51V52H71ZM190 51V52H189ZM205 51H207V52H205ZM221 51H222V49H221ZM233 51H234V49H233ZM240 51H243V52H240ZM258 52V54H257V52ZM60 52V53H59ZM68 52H71V54L70 53H68ZM202 52H203V54L204 55H202ZM240 52V55L239 54H237V56L235 55V53H239ZM253 52H256V53H253ZM66 53H68V54H66ZM47 54H49L48 55V57H47ZM125 54H127V51H125ZM208 54H210L209 56H208ZM214 54V55H213ZM225 54H227V58H229V59H231V61L229 60H225L224 58H225ZM253 54V55H252ZM256 54V55H255ZM264 54V53H263ZM262 54V55H263ZM66 55V56H65ZM198 55V56H197ZM204 57V56H206V57H204V58H202V56ZM232 55L234 56V57H232ZM244 55V54H243ZM249 55V56H248ZM251 55V56H250ZM259 55L261 56V58H259ZM52 56V57H51ZM58 56H59V58H58ZM62 56V57H61ZM202 58H200V57ZM254 56H255V58H257L256 56H258V58H257V60H255L254 59ZM50 57V58H49ZM208 57H209V59L212 57V59H208ZM238 57V58H237ZM264 57V56H263ZM51 58H53V59H51ZM56 60H55V59ZM69 58H70V60H69ZM216 58V59H215ZM218 58V59H217ZM224 60H223V59ZM244 58V57H243ZM47 59L49 60V63H48V61H47ZM57 59H59V60H57ZM66 59V60H65ZM204 59V60H203ZM214 59V60H213ZM251 59V60H250ZM255 60V62L257 61V64L254 66V67H256V66H258L259 64L258 63H260L261 62V60L263 61V62H261V64H263L261 67H262V70H261V67L259 66V67H257V71L258 70H260L261 71V73H260V71H258L259 73H257V71L255 70V69H253L255 72L254 73H252V72H250V70H251V67L253 66L250 62L251 61H253L254 62V60ZM261 59V60H260ZM61 60V61H60ZM65 60V61H64ZM75 60V61H74ZM198 60V61H197ZM200 60V61H199ZM64 61V62H63ZM70 61V62H69ZM210 61H211V63L213 64L214 63V65L212 66V64L210 63ZM222 61V62H221ZM223 61L224 62H226L225 64H223ZM250 61V62H249ZM260 61V62H259ZM71 62H75V64L74 63H72L71 64ZM199 62V63H198ZM228 62V63H227ZM51 63V64H50ZM64 63V64H63ZM70 63V65H73L74 64V66L72 67V66H70V65H68V64ZM222 63V64H221ZM230 63V64H229ZM251 65H250V64ZM62 64H63V66H62ZM66 64H67V66H66ZM207 64H209V65H207ZM216 64V65H215ZM229 64V65H228ZM248 64L251 66H248ZM51 65V66H50ZM76 65V66H75ZM203 65H205V66H203ZM233 65V64H232ZM232 65L230 66V67H227L228 69L230 68L231 69V72H232V74H231V72H230V69H229V72L230 73H227L228 75H225L224 74V76H222L223 74H221V76H222V78L223 77H225V79H227L228 80V82H227V80L225 81V79L223 78V80L221 81V76H220V79L218 78V79H216V82H218L216 85L218 86V88L220 89L221 88V86H223V84H225V83H228L229 84V82L230 81H233V80H231V78L230 77H232V76H234L235 74H234V70L233 69H235L234 67H232ZM245 66V67H244ZM249 68H248V67ZM73 68V70H72V72H71V69ZM205 67V68H204ZM254 67H252V68H254ZM49 68V69H48ZM53 70H52V69ZM64 70H70L69 72H67V71H62L63 69ZM67 68H69V69H67ZM122 68H123V70H122ZM233 68V69H232ZM259 68V69H258ZM57 69V70H56ZM60 69H61V71L64 73H61L60 72ZM49 70H51V73L53 74L52 76L50 75V78L51 79H49V77H46L47 75L46 74H48V71ZM54 70H56V72L54 73L53 71ZM123 72H122V71ZM124 70H125V68L123 67V66H120L119 68H118V72H119V74H121V73H124ZM225 70V69H224ZM121 71V72H120ZM220 72V73H221ZM263 72V73H262ZM67 73V74H66ZM70 73H72V74H70ZM198 73V74H199ZM235 73H236V75L234 76V77H232V78H234L235 79V77H236V81L238 80V78L240 79V80H238L237 82L234 80L233 82H236V83H234V85L236 86H233V85H231L232 87H234L235 89H237L238 87H239V85L241 84V86L245 83H242L241 81V78H240V76H237L238 74H237V71H235ZM248 73L250 74H255V76L253 75V79H252V75L250 76V75H248ZM49 74H50V71H49ZM48 74V75H49ZM54 74H56L55 75V77H53L54 76ZM234 74V75H233ZM245 76H244V75ZM259 74V75H258ZM72 78H71V77ZM227 76H228V78H227ZM247 76H250V78H249V80L247 79L248 77ZM260 76H259V78H260ZM62 77V78H61ZM70 77V78H69ZM46 78H47V80H46ZM245 78V79H244ZM259 78L258 79H256L257 81L259 80ZM263 78H261V79H263ZM51 81H49V80ZM53 79V80H52ZM60 79H62V80H60ZM70 81H69V80ZM230 79V80H229ZM261 79H260V81H261ZM71 80H73V84H72V81ZM221 81V83H219V81ZM47 81H49V83H51V84H49V86H48V82ZM60 81V82H59ZM62 81L64 82L63 83V85H62ZM225 81V83H223ZM251 83H250V82ZM260 81H258V83L260 82ZM263 82L260 84L261 85V87H263V85H264V79L262 80ZM75 82H76V84H75ZM71 83L72 85H73V87H72V85H69V84ZM232 82H230V84H231ZM239 83V84H238ZM69 86H68V85ZM206 84V89L208 88V85L207 84H209V83H205ZM228 84H227V86H228ZM233 84V83H232ZM253 84V87L254 88H256V86L258 85H254ZM50 85H51V88H50ZM120 85H121V87H122V89H121V87H120ZM226 85V84H225ZM260 85H259V87H257V89L258 88H260ZM46 86H48L49 88L47 89L46 88V91L45 90H43ZM66 86V87H65ZM70 87L69 88V90H66V88H68V87ZM84 86V85H83ZM240 86V87H241ZM65 87V88H64ZM117 87L118 88H120V90H122V91H125L126 89H125V87H124V85L122 84V80L121 79H119L118 80V83H117ZM226 87V86H225ZM224 87V88H225ZM230 87V86H229ZM244 87V86H243ZM246 87H247V90H248V92H247V90H246ZM246 87H244L243 89L242 88H240V89H238L239 91H241V92H237L238 90H234L233 91V93L231 92V93H229L228 91H231L232 89H229L228 87H227V89H226V92H224L225 94H226V97H223V98H225V99H227V97H229L230 98V96H231V94H235V93H238V94H236L237 95V97L240 95V94H242L241 96H240V102H237L238 103V105H239V108H237L236 109V117H238L237 115H239V119L241 120L242 118L244 119H242L241 121L242 122H244V123H246V126L248 125V127L250 126V125H252V126H250V128L249 129H247L248 130V133H247V135L250 133V131H252L251 132V134L248 136L250 139H248V137H247V139L248 140H251L252 139V142L254 141V147H253V149L256 151V154H255V152L252 150V156L254 157L255 156V160H254V158L252 157V159H251V164H254L255 166H256V171H254V173L255 172H258L259 171V169H260V173L259 174H256V175H254V176H256V177H254L251 181H252V183H250V184H253L252 186L251 185H249L248 186V192H249V190H253L252 192H253V194H251V192H247V193H245V194H243V193H241L242 192V189H241V186H242V169H241V166H239V165H241V160H239V165H238V168H237V173L239 174V176H238V179H237V181L238 182H236V185H237V187H238V184H240L239 185V190L237 189V193H239L238 195H239V198H237V196L238 195H236V197H235V200H236V198L238 199V200H236V202L238 203V205H237V210H238V212L236 211V214L238 213V228H237V231H238V241H237V248H238V254H237V258H238V264H242L243 262H241L242 261V259H243V257H245L244 255H245V252H246V250L245 249H243V244H247L248 245V243H249V247H251L252 246V243L254 244L253 245V247L255 246L256 248L254 249V250H252L251 251V253H252V257L250 258V256H251V253H250V250H249V253H250V255H249V253L247 252V255L249 256H247L248 258H250V260H252L253 259V256H254V261H255V263H254V261L252 260L251 261V263H250V261H249V259L246 261L245 260V262H247L248 264H258L259 262L260 263H264V246L262 245V243H261V239H263V238H261L262 236H263V234H264V230H262V229H264V227H261L262 225L264 226V212H260V211H257V210H261V208H259V204L258 203H260L261 204V206H263L262 205V201H264V198L262 199V197L264 196V186H262L261 185V183L264 181H262V179L260 178V182H259V177H260V174H264V155H259V154H262L261 152H263V151H259V150H257V148H259V147H257L256 148V146H260V147H263V149H264V144H263V142L261 141V140H264V120H262V121H258L259 119L261 120V119H263L264 117H263V115H264V90L262 89V91H263V93H261L262 91H261V89H258L257 91L258 92H256V89L254 90V91H251V90H253V87H251V89L250 88H248V86H246ZM40 88H42L41 89V91H42V94H41V91H39V89ZM64 88V89H63ZM85 88V87H84ZM223 88V89H224ZM264 88V87H263ZM75 89V91H73ZM82 89V90H81ZM245 89V90H244ZM49 90V91H48ZM78 91V93H77V91ZM243 90V91H242ZM261 92H260V91ZM43 91L45 92V93H43ZM48 91V95L46 94V92ZM63 92V93H62ZM67 92H68V94L70 95H68L67 94ZM80 92V93H79ZM85 93V95H84V93ZM49 93H51L50 95H49ZM53 93H55V94H59L58 95V97H55V94H53ZM66 93V94H65ZM240 93V94H239ZM258 93V94H257ZM261 93V94H260ZM41 94V96L43 95V94H46L47 95V100L46 99H43V97H38L37 95H40ZM73 94V95H72ZM229 94V95H228ZM51 95H52V97H51ZM56 95V96H57ZM64 95V96H63ZM85 97H84V96ZM236 95H234V96H231V99H229V100H225V99H223V101L225 100V102H229V101H239L238 100V98L236 97ZM244 95V96H243ZM251 95H253V96H251ZM36 96L38 97V98H36ZM71 96H74V97H72L71 98ZM248 96V97H247ZM263 96V97H262ZM49 97V98H48ZM64 99H63V98ZM67 97V98H66ZM87 97V98H86ZM235 99H234V98ZM241 97H242V100H241ZM248 98L249 99V101H247V103H249L250 104V102L251 103H259V105L258 106H260L259 107V112L261 113V115H260V117H259V112H258V115L256 114V116L257 117H259V119L257 120V121H254V119H257V118H252V114L256 111V109H255V111H254V106L256 107L257 105H253V107L252 106H250V108L252 107V109H249V106L248 107H245L244 105H246L247 106V103H245L243 100H247V99H245V98ZM263 99H262V98ZM45 98V97H44ZM53 98V99H52ZM81 98H86V100H82V101H80V99ZM52 99V100H51ZM56 100V102H54L55 100ZM60 99V100H59ZM65 100V101H67V102H63V100ZM263 100V102H261V103H263V105L261 106L260 105V101L261 100ZM92 100V99H91ZM251 100V101H250ZM49 101V102H48ZM58 101V102H57ZM62 101V102H61ZM222 101V102H223ZM45 102H48V104L51 106V102L53 103L52 105H54V103H56V107L55 106H51L50 108L52 109V112H51V109H50V111H49V113H47L48 111H47V109H49V106L47 105V106H45L46 104H44ZM60 103V104H59ZM65 103H66V105H65ZM70 103V104H69ZM84 103V104H83ZM224 103V102H223ZM245 103V104H244ZM35 104V106H31V105H34ZM37 104V105H36ZM39 104H43L44 105V107H47V108H42V106L41 105H39ZM63 104V105H62ZM59 105V106H58ZM67 106V107H65V106ZM68 105H70L69 107H68ZM78 105V103L76 104V108L75 109H78L79 107V105ZM241 105V106H240ZM252 105V104H251ZM61 106V107H60ZM73 106V105H72ZM71 106V108H73ZM41 107L42 109H45V111L43 110L42 111V109L39 108ZM55 107V108H54ZM59 107L61 108V109H59ZM65 109H64V108ZM78 107V108H77ZM240 107L242 108L243 107V109H240ZM5 108H7L6 109V112H4L5 110ZM13 108H14V110H13ZM18 108V110L16 111V109ZM29 108H32L31 109V112L33 113V115H34V113H35V116L37 115L38 117H37V119H34V118H36V117H34L32 114H31V112H30V109ZM33 108H35V110L33 109ZM66 108H69V109H67V112H65V111H63V110H66ZM73 108V109H74ZM258 108V107H257ZM9 109V110H8ZM54 109V110H53ZM58 109V110H57ZM72 109V110H73ZM75 109H74V111H75ZM240 110V111H244V112H246V113H243V114H238V112H237V110ZM32 110H34V111H32ZM37 110V111H36ZM246 110V111H245ZM252 110V111H251ZM258 110V109H257ZM11 111V112H10ZM28 112V113H25V112ZM40 111V112H39ZM42 111V112H41ZM55 111H57L56 113H55ZM59 111V112H58ZM63 111V113H65L64 115H65V118H63L64 120L66 119V117H68V115H71V119L70 118H67L65 121L64 120H61V119H58V118H60L62 115V112ZM69 111H70V113H69ZM84 111H86V110H84ZM250 111H251V113H250ZM254 111V112H253ZM47 113V114H45V115H47L46 116V119H45V117L44 116H41L40 114L41 113ZM72 112V113H71ZM24 113L26 114V115H24ZM38 113V114H37ZM55 113V114H54ZM68 113V114H67ZM255 113H257V112H255ZM28 114V115H27ZM53 114V115H52ZM58 114H60V116L58 115ZM67 114V115H66ZM246 114V115H245ZM251 114V115H250ZM43 115V114H42ZM112 115H114L113 113H112ZM245 115V116H244ZM26 116H28L27 117V119L30 121V120H32V117H33V122L32 121H30V122H28L27 121V119H25L26 118ZM29 116H32L31 118H29ZM41 116V117H40ZM54 117V118H49V117ZM91 116H89V117H91ZM246 116H248V117H246ZM255 116V115H254ZM21 117L22 118H24L25 120L24 121H26V122H24L23 121V119H21ZM43 117H44V119H43ZM56 117V118H55ZM63 117V116H62ZM74 117V116H73ZM109 117H112V118H109ZM108 118V120H106L105 121V117H103V121H105L106 122V124L107 123H111V124H107L106 126L108 127L109 125H110V127H109V130L110 129H112L111 131H114L113 129H116L115 131H117L118 132V128L119 127H121L122 126V128H120V130H119V132H118V134H120V133H122V131H123V124H122V122L119 120V118H117L116 117V115H114V117L113 116H109ZM244 117H246V119L244 118ZM262 117V118H261ZM23 121H18V120H20V119ZM40 118H42V120L40 119ZM92 118V117H91ZM17 119V120H16ZM50 119V121H48ZM56 119H58V120H56ZM112 119V120H111ZM41 120V121H40ZM54 120V121H53ZM61 120V121H60ZM71 120H73L72 122H70ZM117 120H119L120 122L118 123V121ZM252 120H253V123H252ZM20 123V124H25V125H23V126H21L22 128L20 129V130H16V131H14V129H10V127H13V125H14V123H15V125H16V123H18V122ZM35 121V122H34ZM42 121H45V123H46V126H45V123L44 122H42ZM48 121V122H47ZM52 121H53V124H51L52 123ZM55 121H56V123H55ZM50 122V123H49ZM63 122H64V124H63ZM74 122V123H73ZM90 122V121H89ZM112 122H113V124H112ZM250 124H249V123ZM44 124V126L42 125V124ZM48 123V124H47ZM55 124V125H54ZM60 124H62L61 126V129H60V131L58 130L59 128H60ZM117 124V125H116ZM120 124V125H119ZM15 125H14V127H15ZM39 125L41 126L42 125V128L41 127H39ZM49 125H50V127H55V128H49ZM51 125H53V126H51ZM68 125V126H69ZM112 125H114V127L112 126ZM255 127H254V126ZM259 126V125H262V127H256V126ZM35 127H37V128H35ZM43 127H46L45 128V130L46 131H44V129H43ZM58 127V131L56 130V128ZM253 127H254V129H253ZM41 128V129H40ZM62 128H63V130H62ZM71 128V127H70ZM256 128H261V131L263 132V135L261 136V134H259V132H261V131H259L258 129H256ZM263 128V129H262ZM42 131V129H43V131L41 132L42 134H40V133H37V132H39L40 130ZM55 129V130H54ZM251 129V130H250ZM13 130V131H12ZM35 130V131H34ZM53 130V131H52ZM61 130L63 131L62 132V134H61V136L59 137V133L61 132ZM109 130H108V133H109ZM255 130V131H254ZM51 131H52V133H51ZM55 131V132H54ZM106 131H107V128H106ZM111 131H110V133H111ZM114 131V133H117V132H115ZM259 131V132H258ZM44 132V133H43ZM47 132V133H46ZM59 132V133H58ZM16 133H18V137H16L15 136V134ZM40 134L39 136H33L32 134ZM52 135H51V134ZM56 133V134H55ZM109 133V134H110ZM113 133V132H112ZM44 134H46V135H44ZM50 134V135H49ZM58 134V135H57ZM17 135V134H16ZM31 135H32V139L33 140H31L30 141V139H31ZM48 135V136H47ZM57 135V136H56ZM115 135V134H114ZM45 137V138H42V137ZM52 136H54V137H52ZM25 137V138H24ZM26 137H29L28 139H26ZM35 137L39 140H41V142L39 143V142H37V145H33V149L32 148H30L31 146H32V144H35L36 142H35ZM40 137V138H39ZM42 138V139H41ZM48 140H47V139ZM52 138V140H50V139ZM37 140V141H38ZM39 140V141H40ZM45 141L46 140V142L43 144V141ZM54 140V141H53ZM260 140V141H259ZM26 141H29V143L27 142L26 143ZM35 142V143H32L31 144V142ZM53 141V142H52ZM59 141V142H58ZM258 142V145H257V142ZM18 142H25L24 144H29V145H27V147H26V145H24L23 143H22V145L23 146H25L26 148H25V150L28 148V146H29V148H30V152L28 153V155H30V156H32V157H30V156H27V154H26V156L27 157H25L24 155H22V153H18L19 152V149L21 148V152H23L22 150H24V148H22V145H21V147L19 148V146L20 145H18V146H16L15 145V147L17 148H15L14 147V144L15 143H18ZM49 142V144L48 145H52L53 147H51V146H48V145H46V143H48ZM55 142H57V143H55ZM64 142V141H63ZM256 142V143H255ZM259 142H260V144H259ZM41 143H42V145H41ZM52 143V144H51ZM55 145H54V144ZM20 144V143H19ZM39 144V145H38ZM256 144V145H255ZM31 145V146H30ZM48 147V149H50V148H52L51 149V152H52V155L50 154V152L49 151H47V154H46V151L45 150H48L47 149V147ZM262 145V146H261ZM13 146V147H12ZM54 146H55V148H59V150L58 149H55L54 148ZM46 147V148H45ZM29 148H28V150L27 151H25L26 153L29 151ZM44 148V149H43ZM54 148V149H53ZM17 151L16 153H18V155H19V157L18 158H16V154H13V153H15V151ZM260 149V148H259ZM262 149V148H261ZM260 149V150H261ZM12 150H13V152H12ZM33 151V152H32ZM35 151V152H34ZM62 151V150H61ZM258 151V152H257ZM37 152H39V154H37ZM45 152V153H44ZM48 152H49V154H48ZM60 152V151H59ZM63 152V151H62ZM110 152V153H109ZM112 152V153H111ZM30 153H34V155H31ZM42 153V154H41ZM53 153H56L57 155L59 154V157L56 155V154H53ZM264 153V152H263ZM22 155V158H21V155ZM23 154H25L24 152H23ZM113 154V151L112 150H110V151H108V155H112ZM0 155V158L2 157L3 159H4V157L3 156H1ZM12 155V156H11ZM37 155L39 156H42V155H45V156H47L46 157V161L45 162H47L46 164H45V162L44 163H42V165L40 166L39 165V163H41L40 161H39V159L40 158H42V157H40L39 156V158L37 157ZM48 155L50 156V158L48 157ZM56 155V157H54ZM11 156V158L13 159H11V158H9V157ZM36 156V157H35ZM51 156H53L52 158H51ZM24 157V158H23ZM25 158H27V159H25ZM51 159V161H54L53 162V164L52 163H50V165L48 164V161H49V159ZM54 158H56V159H54ZM62 158V159H61ZM9 159L11 160V161H9ZM45 159V157L43 156V160ZM47 159H48V161H47ZM239 159H241V154H239ZM25 160H27V161H25ZM40 160H42V159H40ZM13 161H16L15 162V164H17L18 166L16 167V168H14L15 166H14V162ZM31 161V162H32ZM50 161V162H51ZM56 161V162H55ZM63 161V162H62ZM2 162L4 163V164H2ZM5 162H6V164H5ZM60 164H59V163ZM62 162V163H61ZM254 162V163H253ZM12 165V166H11ZM40 167H38V166ZM44 165V170H42V166ZM57 166L56 167V169H55V167L54 166ZM253 165V166H254ZM19 166V167H20ZM34 166L37 168V170H36V168H34ZM42 167V168H41ZM53 167H54V169H53ZM13 168V169H12ZM34 168V169H33ZM46 168H49V170H47ZM239 168L241 169V170H239ZM47 171H46V170ZM51 169H53V170H55L56 171V173H55V171H53V170H51ZM57 169L58 170H60V171H57ZM78 170L80 169L81 170V168H77ZM254 169H255V167H254ZM14 170V171H15ZM36 170V171H35ZM39 170V171H38ZM80 170H79V172H80ZM48 171H49V173H51V174H49L48 173ZM64 171V170H63ZM239 171V172H238ZM241 171V172H240ZM34 172V173H33ZM38 172V173H37ZM17 173V172H16ZM41 173V174H40ZM42 173H43V179H44V181H45V185H46V187H45V185H44V181L42 182L41 180H43V179H41L40 177H42ZM54 173L57 175H54ZM34 175V174H36L35 176H30L29 178H27L28 176L27 175ZM46 174V175H45ZM237 174V175H238ZM24 176V178L26 179L25 181H23L24 182V186L22 185L23 183L21 182L22 180H21V177H22V179H24L23 178V176ZM26 175V176H25ZM51 175H53L54 177H51ZM46 176H48L47 178H46ZM56 176V177H55ZM263 176V175H262ZM13 177H15V179H13ZM18 177H19V180H18ZM45 177V178H44ZM60 177V178H59ZM62 177V178H61ZM64 177V178H63ZM33 178V179H32ZM35 178V179H34ZM52 178H54V180L52 179ZM262 178H264V177H262ZM17 179V180H16ZM28 179H31V181L30 180H28ZM46 179V180H45ZM58 181H57V180ZM65 181H64V180ZM255 179V180H254ZM8 180V181H7ZM11 180H14V181H12V184L13 185H15V183H16V186H14V187H8L7 186V183L6 182H8L9 184V186L11 185V186H13L12 184H11ZM33 180V181H32ZM34 180H36V184H35V181ZM38 180H40V181H38ZM47 180H51L50 182H49V184H47L48 183V181ZM60 180V181H59ZM20 181V182H19ZM55 183H54V182ZM13 182H15V183H13ZM19 182V183H18ZM26 182H28V183H32L33 182V187L30 185V187H27L28 189H32L33 188V191L31 190V192H33V194H31V195H33L34 196V193H35V195L37 194V192H38V194L39 195H41V193H46L47 194V190L50 192L49 194H50V196H48V197H50V198H47L46 199V197H45V194L43 195H41L42 197L44 196L45 198H43V199H46L45 200V203H44V200H42L43 202H41V203H39V202H37V201H39V198L41 199V197L39 196L38 197V199L37 198H35V197H37V196H31L30 194H26V193H24V197H22V198H18V196L17 195H15V194H12V193H14V192H16V190L18 189L19 191L21 190L22 191V188H23V190H24V188H26V186L25 185H27L28 183H26ZM26 183V184H25ZM41 183H43V184H41ZM68 183V182H67ZM264 183V182H263ZM19 184H21L22 186H19ZM50 184H52V185H50ZM17 185L19 186V187H17ZM29 185V184H28ZM39 185V186H38ZM67 185V184H66ZM36 186H37V188H36ZM40 186H44V187H41L40 188ZM48 186V187H47ZM15 187H17V188H15ZM20 187H21V189H20ZM32 187V188H31ZM67 187V186H66ZM7 188H8V191H7ZM11 188H13V189H11ZM26 188V190H25V192L28 190ZM45 190H44V189ZM49 188V189H48ZM6 189V190H5ZM15 189V190H14ZM57 189V190H58ZM66 189H68V187L67 188H65V190ZM10 190H11V194L13 195V197L10 195V194H8L9 192H10ZM17 190V191H18ZM37 190V191H36ZM39 190H40V192H39ZM42 190V191H41ZM64 190V191H65ZM240 190H241V192H240ZM4 191V192H3ZM6 191H7V195H6ZM19 192L20 193V196H22L23 194H21V193H23V192ZM43 191H46V192H43ZM58 191H61V190H58ZM63 191V192H64ZM239 191V192H238ZM62 192V191H61ZM62 192V193H63ZM18 193V194H19ZM27 193H30V191H27ZM60 193V192H59ZM5 194V195H4ZM48 194V195H49ZM244 196H243V195ZM246 194L248 195L249 194V196H246ZM263 194V195H262ZM1 195H0V197H1ZM10 195V196H9ZM28 196V197H26V196ZM55 195V196H54ZM260 195H262L261 196V199H262V201H260V202H255L254 203V201H253V203H254V205H253V207H252V205H251V202L250 201H248L249 199H248V197H253L254 199H255V197H256V199L257 198H259L260 197ZM8 196V197H7ZM19 196V197H20ZM247 197V199H246V197ZM12 197V198H11ZM26 197V199H24ZM30 197H31V199H30ZM60 197H62V195L60 196ZM243 198V200H242V198ZM11 199V201L13 200V198H14V200L11 202L10 201V199ZM16 198H18L19 199V201L21 202H19ZM34 198V199H33ZM245 198V199H244ZM9 199V200H8ZM21 199H22V201H21ZM24 199V200H23ZM33 199V200H32ZM36 199V200H35ZM48 199H50V200H48ZM252 199V198H251ZM260 199V198H259ZM260 199V200H261ZM15 200L16 201H18L17 202V204H16V202H15ZM28 200V201H27ZM37 202V203H39V204H35L34 205V203H35V201ZM245 200H246V202L247 203H249V204H247L246 202H245ZM3 201V202H2ZM9 201V202H8ZM243 201V202H242ZM57 202V203H58ZM244 202L246 203V205H247V207L248 208H252V210H254V209H256L254 212H257V214L259 215H262V213H263V217L261 216V217H259V216H256L254 213V215L253 216H255L254 217V220H253V217H252V219H251V222H252V220H253V222L251 223H249V226H246L245 224H248V223H244L243 224V222H242V213H241V207L243 206L242 204H244ZM3 203V204H2ZM19 203V204H18ZM31 203V204H30ZM8 205V206H6V205ZM27 204V205H26ZM30 204V205H29ZM255 204H256V207L254 208V206H255ZM264 204V203H263ZM5 205V206H4ZM19 205H20V209H19ZM33 205V207H31V210H32V208L35 210L36 208H38L40 211L39 212H37L38 214H40L39 215V218H41V216H42V218L41 219H38V221H36L37 219H32L33 217L34 218H36L35 216H37L38 214H36V215H34L33 216V214H32V211H31V215H30V213H27V210H25L26 208L28 209V207H30V206H32ZM36 205H37V207H36ZM51 205V206H50ZM56 204H54V207H56L55 206ZM251 205V206H250ZM258 205V206H257ZM3 206V207H2ZM9 206L11 207V208H9ZM41 206V207H40ZM260 206V207H261ZM4 207H6V208H8V212L6 213V209L4 208ZM26 207V208H25ZM35 207V208H34ZM259 209H258V208ZM12 208H14V210L15 211H18V212H15L14 213V217H13V214L12 215H10V213H13L14 211L13 210H11ZM250 208V209H251ZM254 208V209H253ZM264 208V207H263ZM262 208V209H263ZM1 209H0V214H2V215H0V216H3V212H1ZM23 209H24V211H23ZM30 209V208H29ZM29 209H28V212H29ZM38 209H36V210H38ZM19 210L22 212H19ZM34 210H33V212H34ZM35 210V211H36ZM45 210V211H46ZM264 210V209H263ZM49 211V210H48ZM48 211H46V215L48 216L49 215V218H50V214L48 213ZM52 211V210H51ZM51 211H49V212H51ZM54 212L56 213V214H58V215H56V217H55V214H54ZM61 211L57 208L56 209V211L55 210H53L51 213H53L54 215H52V217L50 218V219H52V220H47V222H48V224H49V221H51V225L52 226H55V224H57L58 223V220L59 219H62V215L61 214H64V212L62 213H60ZM18 213V214H17ZM26 213H27V215H26ZM36 213V212H35ZM48 213V214H47ZM66 213V212H65ZM7 214H9V216H7ZM28 214L30 215V217L32 216V218H29V216H28ZM19 215H26V216H28V218L29 219H27V217H26V220L27 221H25V219H23L25 216H23V217H19ZM10 216H11V218L14 220L15 218H16V222H17V224L14 222L13 223V220L12 219H10ZM58 216V217H57ZM67 216V215H66ZM237 216V215H236ZM2 218H4L5 220H7V222L5 221H3L2 220ZM38 218V217H37ZM57 218V219H56ZM64 218V217H63ZM31 219V220H30ZM57 221H55V220ZM12 220V221H11ZM28 220H30V221H28ZM33 220H35L34 222H37L36 224L38 225L37 226V228H35L34 227V224H31V223H33ZM41 221V223H39ZM52 221L55 223H52ZM60 221V220H59ZM25 222V223H24ZM26 222H27V224H26ZM29 222H30V224H29ZM47 222H46V224H47ZM225 220H224V222H223V224H225ZM5 223H6V225H5ZM24 224V225H21V224ZM254 223V225L253 226H251L252 224ZM11 224V226H9V225ZM16 224V225H15ZM28 224H29V228H31V226H33L32 228H34V229H32V231H31V229H30V235H29V231L27 232V231H25V232H23L22 231V229H26V228H24V226L25 227H27L28 226ZM35 224V225H36ZM41 224V225H40ZM47 224V225H48ZM21 225V226H20ZM245 225V227L246 228H242L243 226ZM49 226V225H48ZM51 226V227H52ZM250 226H251V231H253V232H250ZM2 227V228H1ZM20 227V228H19ZM55 227H57V225L55 226ZM58 227H59V225H58ZM71 228H69V230H68V232L71 234H69L68 233V235H70L71 237H72V235L73 236H77V234L79 233V231H77L78 230V227L75 225V224H72L71 226H70ZM5 228V229H4ZM28 228V227H27ZM29 228H28V230H29ZM40 228V229H39ZM200 228H201V232H204L203 231V225H201L200 226ZM21 229V230H20ZM38 231H37V230ZM245 230V232H244V230ZM4 230H5V232H4ZM18 230H20V231H22L21 233H22V236L24 235V237L26 238V234L25 233H27L28 234V236L27 237H29V236H33V237H29L30 239L28 240V238L27 239H24L23 238V243H22V238L16 243V239L17 238H20V237H17V235L19 236V233H20V231H18ZM27 230V229H26ZM43 230V229H42ZM57 230V229H56ZM59 230H61V228L59 229ZM246 230H249V231H247L246 232ZM260 230L262 231V233L260 232ZM3 231V232H2ZM12 231V232H11ZM44 231H46V230H44ZM71 231V232H70ZM2 232V233H1ZM32 232V233H31ZM40 232V233H39ZM38 232V234H39V237L42 235V237H43V234H41V231H39ZM52 232H53V234H52ZM73 232V233H72ZM248 232H250V235H248L249 237L247 238V239H251V240H249L248 242H246L245 240H244V238H245V236H246V233H248ZM17 233V234H16ZM24 233V234H23ZM35 233V232H34ZM253 233V234H252ZM9 234V235H8ZM36 234V233H35ZM203 234V233H202ZM245 234V235H244ZM249 234V233H248ZM37 235V234H36ZM48 235V236H47ZM11 238H13L14 236L16 237H14V239L15 240H13V239H11L10 241H12V243H10V242H7L6 240H4L5 238H9L10 239V237ZM20 236H21V234H20ZM34 236L39 240V242H41V243H39V242H37V241H35L36 240V238L35 239H33L34 241H35V244L33 243L32 245H34V247H32V245L30 246V248H31V251H29L30 250V248H29V246H28V244L31 242V238H34ZM244 236V237H243ZM250 236H252L251 238H250ZM2 237V238H1ZM48 237H50V239L48 238ZM247 237V236H246ZM7 238V239H8ZM47 239V240H46ZM28 240V241H27ZM50 242H49V241ZM245 241V243H243L244 241ZM21 241V242H20ZM30 241V242H29ZM251 241V242H250ZM260 243H259V242ZM27 242V243H26ZM260 244V246L262 247L263 246V249L260 247V248H258V243ZM4 243V244H3ZM6 243V244H5ZM8 243H10V245L8 244ZM20 244V246H19V244ZM24 243H26L27 244V246L24 244ZM51 243H53L52 245H51ZM7 244H8V247L6 248V246H7ZM80 245H81V242L79 243ZM83 244V243H82ZM21 245L22 246H24L23 248H21ZM38 245V247H36ZM41 245V247H39ZM14 246V247H13ZM17 246V247H16ZM53 246H55L56 248L54 249V247ZM18 248V247H20L21 249L19 250V249H16V248ZM28 247V248H27ZM253 247H251L252 249H253ZM10 248V249H9ZM15 248V249H14ZM27 248V249H26ZM32 248H34V249H36V250H34V249H32ZM43 248V249H42ZM24 249V250H23ZM39 249V250H38ZM54 249V250H53ZM32 250H34V251H39L38 252V255L35 257V252H32ZM51 250V251H50ZM245 250V251H244ZM8 251V253H6ZM18 251H20V253H23L22 254V256L20 255V253L18 252ZM23 251V252H22ZM45 251H46V249H45ZM50 251V252H49ZM53 251V252H52ZM197 250H195V254L197 253L196 252ZM243 251H244V255H243ZM30 252H32V253H30ZM49 252V253H48ZM31 255V254H33L34 253V258H30L31 256L29 255V254ZM37 253V252H36ZM45 253V254H44ZM48 253V254H47ZM5 254V255H4ZM7 254H9V255H7ZM16 256V254L17 255H19V257L18 256H14V255ZM28 256H30V257H28ZM47 254V255H46ZM254 254V255H253ZM25 256V257H24ZM32 256V257H33ZM202 257V259L204 260V256H203V254L201 255ZM8 257H15L14 258V260H13V258H11V263H10V260H9V258ZM22 257H24V258H22ZM49 257H50V254H49ZM19 258V259H18ZM39 258V257H38ZM37 258V259H38ZM16 259V260H15ZM18 259V260H17ZM25 259L27 260V262L25 261ZM30 259H31V261H30ZM36 259V260H37ZM48 259V260H47ZM51 259V260H52ZM1 260H0V263L1 264H3L4 262H5V260H4V262L2 263L1 262ZM2 260V261H3ZM34 260V264H37L38 262H40L41 263V261L39 260ZM47 260V261H46ZM14 261V262H13ZM17 261H19L18 263H16ZM13 262V263H12ZM46 262H48V263H46ZM55 262V263H54ZM39 263V264H40ZM42 263V264H43ZM246 263V264H247ZM5 264V263H4Z\"/></svg>",
    "mask_w": 264,
    "mask_h": 264
}]
</instances>
